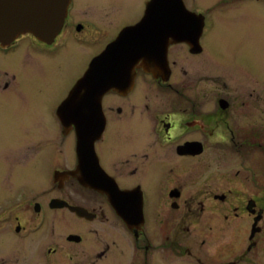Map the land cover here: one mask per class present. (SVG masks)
Listing matches in <instances>:
<instances>
[{
    "label": "flooded vegetation",
    "instance_id": "af4514ba",
    "mask_svg": "<svg viewBox=\"0 0 264 264\" xmlns=\"http://www.w3.org/2000/svg\"><path fill=\"white\" fill-rule=\"evenodd\" d=\"M181 1L182 40L168 45L161 73L136 69L104 93L97 120L87 103L81 126L64 125L60 104L110 39L56 104L54 131L44 125L56 142L24 166L32 179L0 167V264H264V77L247 55L207 41L215 10L232 3ZM231 1L239 10L251 2ZM73 10L69 0L52 39L27 33L0 45V96L22 89L11 62L43 65L71 42L104 41L107 16ZM96 126L79 150L78 133Z\"/></svg>",
    "mask_w": 264,
    "mask_h": 264
},
{
    "label": "rangeland",
    "instance_id": "374dc122",
    "mask_svg": "<svg viewBox=\"0 0 264 264\" xmlns=\"http://www.w3.org/2000/svg\"><path fill=\"white\" fill-rule=\"evenodd\" d=\"M73 1L72 14L76 18L94 20L96 15L107 16L105 24L100 28L104 41L98 43V47L88 44L80 47L71 42L66 53L59 52L51 62L43 65L33 62L27 68H20L18 62H11L8 67L14 71L13 74L19 79V87L21 89L22 85V89L11 90L8 97L0 96V167L4 171L6 164H9L10 169L16 170L14 175H25L28 180L32 179L36 170L33 174H29L31 169L22 172L24 166H29L35 159L41 158L43 151L39 155V148L44 150L51 142H56L53 136L40 134L44 125L54 131L50 115L56 104L67 96L68 89L83 74L92 51L103 49L107 41L117 37L121 27L135 25L140 20L143 9L145 10L144 2L149 0ZM194 1L201 6H214L223 0ZM228 1L236 8L234 2ZM250 1L244 3L243 10H234L232 7L225 11L216 9L214 26L207 41L219 53L227 50L247 55L264 77V4ZM24 129L27 140L32 137L34 140L21 141ZM61 138V135H57L58 143ZM36 144H40L39 147ZM24 145L27 146L26 149ZM18 146L22 148V153H16ZM227 249L222 248L219 254H226Z\"/></svg>",
    "mask_w": 264,
    "mask_h": 264
},
{
    "label": "water",
    "instance_id": "95a60500",
    "mask_svg": "<svg viewBox=\"0 0 264 264\" xmlns=\"http://www.w3.org/2000/svg\"><path fill=\"white\" fill-rule=\"evenodd\" d=\"M68 3L69 0H0V45H7L27 33L43 41L52 39L66 15ZM185 21L186 10L181 0L147 1L142 18L135 25L123 28L91 60L83 76L60 104L58 118L64 125L75 121L81 126L85 117L82 108L88 103L90 119L95 121L104 93L131 81L136 69L154 76L161 73L166 64L168 45L182 40L180 31ZM98 127L91 133H78L79 150L99 135ZM77 169L75 173L82 175L81 160ZM80 183L84 184L83 181Z\"/></svg>",
    "mask_w": 264,
    "mask_h": 264
}]
</instances>
